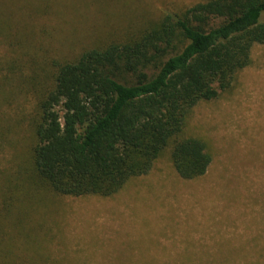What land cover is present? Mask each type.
Masks as SVG:
<instances>
[{
  "label": "rangeland",
  "instance_id": "obj_1",
  "mask_svg": "<svg viewBox=\"0 0 264 264\" xmlns=\"http://www.w3.org/2000/svg\"><path fill=\"white\" fill-rule=\"evenodd\" d=\"M195 1L0 0L7 23L0 25V208L5 199L12 209L7 224L0 221V233H9L0 254L23 264H203L205 251L264 249V44H254L230 86L198 101L186 119L184 133L211 155L200 176L180 177L165 151L111 195L54 193L29 184L28 139L6 126L24 105L18 74L43 62L51 69L108 30ZM14 252L24 253L19 261Z\"/></svg>",
  "mask_w": 264,
  "mask_h": 264
},
{
  "label": "trees",
  "instance_id": "obj_2",
  "mask_svg": "<svg viewBox=\"0 0 264 264\" xmlns=\"http://www.w3.org/2000/svg\"><path fill=\"white\" fill-rule=\"evenodd\" d=\"M108 31L106 38L54 59L51 69L35 64L39 71L13 79L23 87L24 105L6 126L18 140L28 139L30 185L70 196H108L148 172L165 151L180 177L202 175L211 155L202 139L184 133L186 119L198 101L230 86L250 63L254 44H264V0H198ZM11 212L3 199L0 221L7 224ZM8 234L0 233L1 243ZM1 250L2 264H23ZM14 253L17 261L24 254ZM204 262L264 264V249L205 251Z\"/></svg>",
  "mask_w": 264,
  "mask_h": 264
}]
</instances>
